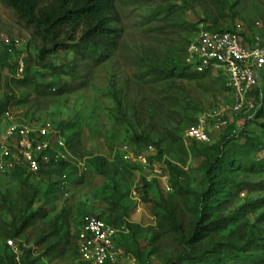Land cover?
Listing matches in <instances>:
<instances>
[{
	"label": "rangeland",
	"instance_id": "rangeland-1",
	"mask_svg": "<svg viewBox=\"0 0 264 264\" xmlns=\"http://www.w3.org/2000/svg\"><path fill=\"white\" fill-rule=\"evenodd\" d=\"M115 5L119 18L115 26L121 29L119 46L99 66L81 64L87 75L83 88L61 96L30 93L25 103L12 104L0 118V138L10 119L48 123L62 139L72 140V149L68 148L72 162H92L82 175L69 172L59 186L53 183L60 181L57 175L15 177L10 171H0V256L15 254L22 246L39 259L38 264H83L77 254L82 222L87 216L100 215L121 231L115 264H165L182 248L176 234L163 232L159 226L162 209L167 206L175 210L185 231L191 228L197 219L192 193L208 188L203 156L215 154L213 147L223 141L242 143L244 134L264 143V116L257 118L264 104L263 83L254 110L231 115L225 129L211 133L208 143L195 146L184 140V132L200 115L230 102L223 81L216 74L201 80L175 77L156 84L148 83L147 75L142 77L152 67H176L180 72L192 25L214 24L219 29L241 26L249 35L264 37V0H116ZM6 39L19 40V44L8 46ZM40 46L32 29L0 3V100L6 81L23 77L16 71L20 61L29 64L30 76L38 81H70L68 76L50 74L36 65ZM74 59L71 52L49 58L55 66L72 64ZM126 148L134 153L147 152L151 170L157 166L171 172V190L153 179L151 170L126 161ZM97 158L106 159L107 165L102 167ZM259 158H264V152ZM238 180L264 184V175L240 176ZM145 185L155 203L142 200L140 192ZM261 200L264 189L245 191L232 199L223 215ZM41 207L48 209L46 219L38 220L16 240L9 238L13 225ZM261 214L262 203L242 217L246 231L254 227L255 232H264V222L257 221ZM53 224L59 236L37 245ZM229 229L219 236H226ZM10 240L15 249L8 244ZM51 246L55 249L47 256ZM234 254L224 257L226 264H243L245 257Z\"/></svg>",
	"mask_w": 264,
	"mask_h": 264
},
{
	"label": "trees",
	"instance_id": "trees-1",
	"mask_svg": "<svg viewBox=\"0 0 264 264\" xmlns=\"http://www.w3.org/2000/svg\"><path fill=\"white\" fill-rule=\"evenodd\" d=\"M115 2L116 0H0V3L12 10L27 28L32 29L34 38L40 41L41 46L35 59L36 65L49 71L50 74L70 77L69 82L61 84L52 81L41 82L30 76V66L24 63L23 77H12L6 81L5 93L0 100V118L12 104L25 103L30 93L39 97L61 96L86 85L87 75L82 71L81 64L99 66L106 62L119 46L121 29L115 26V23L119 21ZM209 27L222 31L232 29H219L214 24ZM196 29L197 25L191 26V37ZM189 42L190 39L187 48ZM63 52H71L75 58L74 62L65 66H55L49 58ZM18 69L19 63L16 64V71ZM175 69L176 67L173 69L152 67L142 74V77L147 75L146 81L156 84L175 77L201 80L211 75L209 72H192L193 68L186 64L185 60L180 72L177 73ZM262 83L264 84V74ZM259 89L252 93L255 102ZM262 116H264V104L257 118ZM64 140L71 150L72 140L68 138ZM242 140V143L237 144L228 140L223 141L213 147L215 154L203 156L208 188L202 193H192L194 196L192 208L197 214V219L187 232L175 210L167 206L163 207L159 226L163 232L176 234L182 248L178 256L167 260L165 264H226L224 257H234V252L245 257L243 264L264 263V232L260 230L255 232L254 227L246 231V225L241 221L242 217L253 212L258 204H264V200L240 208L229 216L223 215L224 208L236 195L245 191H254L257 188L264 189L263 183L251 184L238 180L240 176L264 175V158H259V155L264 152V143L247 134L242 136ZM191 143L195 146L201 145L196 142ZM50 157L51 161L48 164L42 163L40 171L33 175H57L60 181L53 183L59 186L63 179L68 178L69 172L78 174L71 162H56L52 152ZM96 161L102 167L107 165V160L104 158H97ZM86 164L88 169L92 167V162L86 161ZM169 168L174 171L170 164ZM168 173L171 175V172ZM10 174L18 177L32 173L18 166L11 170ZM171 185L173 187L172 182ZM147 189L148 186L145 185L144 190L140 192L142 200L145 203H155L148 197ZM47 217L48 209L45 207L23 216L18 225L12 226L9 238L16 240L38 220ZM97 217L115 227L112 221L100 215ZM257 221L264 222V214H261ZM230 227L232 228L229 229ZM228 229L226 236H219ZM59 232L53 224L50 233L42 237L37 245L46 242L51 236L58 237ZM158 237V235L155 236L154 240ZM54 249L55 246L48 248L46 255L49 256ZM77 254L80 261L79 253ZM37 261L39 259L32 257L31 250L22 246L19 249L18 261L15 254L0 256V264H38Z\"/></svg>",
	"mask_w": 264,
	"mask_h": 264
},
{
	"label": "built area",
	"instance_id": "built-area-1",
	"mask_svg": "<svg viewBox=\"0 0 264 264\" xmlns=\"http://www.w3.org/2000/svg\"><path fill=\"white\" fill-rule=\"evenodd\" d=\"M5 42L8 46L19 44V40L10 42L6 39ZM185 63L198 73L216 74L223 81L230 97L229 103L200 115L185 130V141L208 143L211 133L219 132L229 125L231 115L255 109L252 93L260 88L264 74L263 36L249 35L241 26L222 31L201 23L190 38ZM23 69L24 64L20 61L18 70L23 73ZM10 121L11 124L0 138V171H11L19 166L37 174L42 163L51 161L50 152L54 153L56 162H71L78 174L88 171L85 161H71L66 142L50 124ZM124 153L126 161L144 170H151L147 152L134 153L126 148ZM151 177L166 190H171L170 176L164 168L154 166ZM120 233L118 228L97 216L84 218L78 236L80 261L87 264H115L119 256L117 244ZM8 244L12 249L16 248L12 240ZM15 255L18 261L17 249Z\"/></svg>",
	"mask_w": 264,
	"mask_h": 264
}]
</instances>
